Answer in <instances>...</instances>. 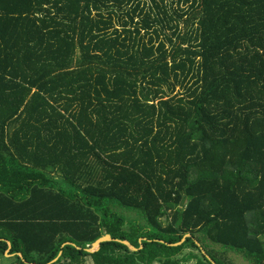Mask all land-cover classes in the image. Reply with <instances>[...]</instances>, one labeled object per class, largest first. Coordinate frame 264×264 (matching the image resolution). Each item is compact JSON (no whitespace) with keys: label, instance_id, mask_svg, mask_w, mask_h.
Here are the masks:
<instances>
[{"label":"trees","instance_id":"16d2710c","mask_svg":"<svg viewBox=\"0 0 264 264\" xmlns=\"http://www.w3.org/2000/svg\"><path fill=\"white\" fill-rule=\"evenodd\" d=\"M202 248L264 264V0H0V255Z\"/></svg>","mask_w":264,"mask_h":264},{"label":"water","instance_id":"95a60500","mask_svg":"<svg viewBox=\"0 0 264 264\" xmlns=\"http://www.w3.org/2000/svg\"><path fill=\"white\" fill-rule=\"evenodd\" d=\"M188 237H191V234H185L184 237H182V239L179 242H177L175 244H169V245H171V246L180 245L185 240V238H188ZM111 240H116V241H119L121 243H124V244H126L133 251H136V250L139 249L134 244H132L128 239L114 238L110 233H105L102 236L98 237L94 242L91 243L90 246H87L85 249L88 252H96V251H98L101 248L102 242L111 241ZM140 241H142V239H140ZM10 243L11 242H8L9 249H10V247L12 245ZM66 244H69V242L66 243ZM196 244L198 246H200V243L198 241H196ZM77 247L80 248V246H78V245H77ZM7 252H9V250ZM7 252H6V254H7ZM202 253L204 255H206V257L212 262V264H217L215 261L212 260V258L206 253V251L203 248H202ZM20 255L22 256V254H20ZM8 256H10V255L8 254ZM56 259H57V257L53 261H55Z\"/></svg>","mask_w":264,"mask_h":264},{"label":"rangeland","instance_id":"374dc122","mask_svg":"<svg viewBox=\"0 0 264 264\" xmlns=\"http://www.w3.org/2000/svg\"><path fill=\"white\" fill-rule=\"evenodd\" d=\"M181 89V86H179V87H177V89H176V91H178V90H180ZM116 210L119 212V213H123V214H125V213H134V212H129V210L128 209H126V208H122V207H118V208H116ZM138 217H139V215H138ZM138 217H137V215H135V217H133V218H136V220H135V222L136 221H138L139 219H138ZM140 218V217H139ZM201 241L203 242V245H204V247L206 248V249H213L215 246H216V249H218V248H220V249H222V250H224V251H226V250H228V249H226V248H224V247H222V246H219V245H213V244H211L210 242H206V241H204V239L203 238H201ZM189 251L188 250H186V251H184L183 252V254H185V253H188ZM9 252H7V254H8ZM228 255L230 256V258H232V255H231V253H230V251L228 252ZM0 260H2V262H11V264H23V263H21V262H18V261H16V260H14V259H4L1 255H0ZM238 260V263H240V264H249V263H247L246 261H243L242 259H237ZM188 263H195V261L194 262H189L188 261ZM86 264H94V262H92V260L90 259V258H87V262H86Z\"/></svg>","mask_w":264,"mask_h":264}]
</instances>
